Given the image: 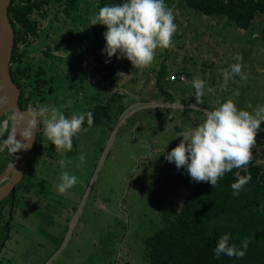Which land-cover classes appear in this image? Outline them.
<instances>
[{
	"label": "rangeland",
	"instance_id": "1",
	"mask_svg": "<svg viewBox=\"0 0 264 264\" xmlns=\"http://www.w3.org/2000/svg\"><path fill=\"white\" fill-rule=\"evenodd\" d=\"M165 2L178 25L173 46L157 49L150 67L135 69L130 62L116 83L103 80L94 70L101 43L90 17L99 0H79L70 13L65 11L66 2L59 0L55 6L45 5L46 17L38 16L41 36L31 38L29 59L45 66L47 88L52 85L54 91H47L40 102L28 85L26 96L70 116L87 113L115 90L119 95L107 120L84 126L86 130L73 137L70 152L55 150L41 122L42 154L13 207L12 233L0 242L4 241L0 264H151L145 239L179 213L197 183L185 168L177 170L165 159L182 139L180 133L202 122L205 108L211 110L218 100L232 97L241 108L249 101L253 107L264 105V14L251 28L242 29L225 15L190 8L185 0ZM237 54L248 79L233 76L222 91L224 70L236 62ZM161 68L167 71L162 82L165 94L157 85ZM172 74L184 80H171ZM194 78L205 81L204 103L199 105L205 108L198 111L179 107L195 102ZM176 99L180 104L173 108ZM10 116L0 120L5 138L11 130ZM255 149L264 163V123ZM81 153L85 163L77 167ZM8 157L7 167L14 158L7 148L0 150V166ZM64 171L80 182L60 194L57 185ZM8 179L5 176L0 184Z\"/></svg>",
	"mask_w": 264,
	"mask_h": 264
},
{
	"label": "trees",
	"instance_id": "2",
	"mask_svg": "<svg viewBox=\"0 0 264 264\" xmlns=\"http://www.w3.org/2000/svg\"><path fill=\"white\" fill-rule=\"evenodd\" d=\"M65 11L70 13L79 0H64ZM186 4L207 15L222 14L233 20L238 27L249 29L259 14H264V0H185ZM124 0H99L97 12L105 4L123 3ZM59 3V0H12L9 7L11 23L15 32V44L11 62V75L21 90L20 105L23 109L37 108L39 105L26 96V87L32 86L33 93L40 96V102L46 99V92H53L54 87L47 88L46 68L42 62L36 65L29 55L33 49L31 38L41 36L38 16L46 17V4ZM69 15V14H68ZM106 26L93 25L95 39L101 43V50L96 54L95 72L103 80L118 82L122 72L130 64L127 58H109L102 50L106 46L104 33ZM49 56L51 45L47 43ZM109 60L110 62H105ZM182 73V72H180ZM178 73V74H180ZM167 71L161 68L157 73V85L165 91L162 82ZM119 91L109 94L105 101L96 103L89 109L94 114V124H101L111 114L113 103L117 100ZM124 111V109H122ZM11 124V120H10ZM93 124V125H94ZM41 122H39V126ZM84 126L87 125L85 120ZM42 130L39 129L32 150L26 175L17 189L16 197L12 195L0 202V242L5 237L7 228L5 221L11 220L9 209L16 204L19 192L28 183L31 172L38 165L42 154ZM14 158V156L10 155ZM6 158L0 166V172L7 167ZM225 174L218 181L215 189L207 182L193 185L186 194L179 213L166 221L160 229L145 239L146 255L151 264H264V163L259 162L256 149H253L252 163L247 172L240 170L242 175H251L250 182L238 196H234L231 184L235 182V172ZM27 182V183H26ZM231 233L230 243L237 247L247 238L250 240L243 259L221 255L217 259L214 248L221 234Z\"/></svg>",
	"mask_w": 264,
	"mask_h": 264
},
{
	"label": "clouds",
	"instance_id": "3",
	"mask_svg": "<svg viewBox=\"0 0 264 264\" xmlns=\"http://www.w3.org/2000/svg\"><path fill=\"white\" fill-rule=\"evenodd\" d=\"M106 26L103 34L106 46L102 50L109 58H127L135 69L147 68L155 60L157 49H167L173 46V37L177 32L178 25L175 23V14L165 0H124L123 3L105 4L98 12L90 17V26ZM235 63L230 69L224 70V84L222 91L226 90L228 80L239 75L246 81L248 75L242 71V56L237 54ZM110 62L109 60L105 61ZM192 86L195 89V102L191 108L199 110L198 106L204 103L205 81L194 78ZM239 96V91L234 93ZM180 104L176 99L172 107ZM9 119H14L10 116ZM87 120V125L94 124V114L73 113L65 115L59 108L52 106H38L32 110L30 122L33 131L21 133L27 140L22 143L17 139L15 129L8 130L7 137L0 133V150L7 148L10 155L15 156L21 150L31 147V140L38 122H42L43 134L52 144L55 150L71 151L73 137L82 129ZM264 123V105L253 107L251 102L246 107H238L232 97L224 101H217L211 110H204V119L194 128L180 133V142L168 152L165 159L174 162L177 170L185 168L187 174L194 182H207L214 188H218V181L226 173L235 172L236 180L231 184L232 193L238 196L250 182L251 175H242L241 169L247 172L253 159V149L256 145L257 136ZM77 167L85 163V154L79 156ZM65 162L60 161L61 167ZM57 190L60 194L79 183L77 176L64 171L60 174ZM231 233L219 236L214 248L217 259L221 255L243 259L250 240L245 238L241 246L230 243Z\"/></svg>",
	"mask_w": 264,
	"mask_h": 264
},
{
	"label": "water",
	"instance_id": "4",
	"mask_svg": "<svg viewBox=\"0 0 264 264\" xmlns=\"http://www.w3.org/2000/svg\"><path fill=\"white\" fill-rule=\"evenodd\" d=\"M11 1L0 0V100H6L0 106V120L3 116L6 117L7 113H11L12 117H14V119H11V130L15 129L17 131L18 140L22 143H27L28 141L25 140L21 133L33 131L30 122L34 108L28 107L23 109L21 107V90L14 81L10 71L15 44V32L9 14ZM38 127L39 122L34 130L31 147L16 153L14 159L6 168L5 173L0 176V183L5 176H9L7 182L2 185L0 184V201L10 194L14 197L18 186L23 181L37 138Z\"/></svg>",
	"mask_w": 264,
	"mask_h": 264
},
{
	"label": "flooded vegetation",
	"instance_id": "5",
	"mask_svg": "<svg viewBox=\"0 0 264 264\" xmlns=\"http://www.w3.org/2000/svg\"><path fill=\"white\" fill-rule=\"evenodd\" d=\"M19 187V186H18ZM18 189V188H17ZM16 194H17V190H16ZM16 194H15V196L13 197V199L16 197ZM11 195V194H10ZM10 195H8V196H10ZM7 196V197H8ZM1 202V201H0ZM13 207H15V205H13L12 207H10V209H9V216L11 217V219L13 220V216H14V210H13ZM12 220H6L5 221V228H7V230H6V233L4 234V236H5V238L4 239H8L9 238V236H10V232L12 233V231H11V221ZM0 236H3V233H1L0 234ZM8 237V238H7ZM3 246H4V241L2 242V244L0 245V254H1V250H2V248H3Z\"/></svg>",
	"mask_w": 264,
	"mask_h": 264
},
{
	"label": "crops",
	"instance_id": "6",
	"mask_svg": "<svg viewBox=\"0 0 264 264\" xmlns=\"http://www.w3.org/2000/svg\"><path fill=\"white\" fill-rule=\"evenodd\" d=\"M181 81H183V80H181ZM160 91H161V89H160ZM161 92H162V91H161ZM165 92H166V91H163L164 94H165ZM179 107H181V108H191L190 105H186V104H184L183 106H180V105H179ZM198 108H199V109H204L205 107L198 106ZM205 109H206V108H205Z\"/></svg>",
	"mask_w": 264,
	"mask_h": 264
},
{
	"label": "built area",
	"instance_id": "7",
	"mask_svg": "<svg viewBox=\"0 0 264 264\" xmlns=\"http://www.w3.org/2000/svg\"><path fill=\"white\" fill-rule=\"evenodd\" d=\"M170 79L171 80H177V79H180V80H184V77H178L177 75H175V74H172L171 76H170Z\"/></svg>",
	"mask_w": 264,
	"mask_h": 264
},
{
	"label": "bare ground",
	"instance_id": "8",
	"mask_svg": "<svg viewBox=\"0 0 264 264\" xmlns=\"http://www.w3.org/2000/svg\"><path fill=\"white\" fill-rule=\"evenodd\" d=\"M4 102H6L5 99H3V101L0 100V104H1L0 106H2Z\"/></svg>",
	"mask_w": 264,
	"mask_h": 264
}]
</instances>
